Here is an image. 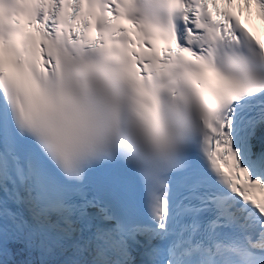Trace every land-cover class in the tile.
I'll list each match as a JSON object with an SVG mask.
<instances>
[{
  "label": "snow or ice",
  "instance_id": "1",
  "mask_svg": "<svg viewBox=\"0 0 264 264\" xmlns=\"http://www.w3.org/2000/svg\"><path fill=\"white\" fill-rule=\"evenodd\" d=\"M257 192L264 0H0V264H264Z\"/></svg>",
  "mask_w": 264,
  "mask_h": 264
},
{
  "label": "trees",
  "instance_id": "2",
  "mask_svg": "<svg viewBox=\"0 0 264 264\" xmlns=\"http://www.w3.org/2000/svg\"><path fill=\"white\" fill-rule=\"evenodd\" d=\"M15 252H17L18 251V254H21V255H25V256H27V252H25V251H23L22 249H23V245L22 244H12L11 246H10ZM17 258V257H16Z\"/></svg>",
  "mask_w": 264,
  "mask_h": 264
},
{
  "label": "rangeland",
  "instance_id": "3",
  "mask_svg": "<svg viewBox=\"0 0 264 264\" xmlns=\"http://www.w3.org/2000/svg\"><path fill=\"white\" fill-rule=\"evenodd\" d=\"M17 253H18V251H17ZM28 258V254H27V256H25V255H21V254H18L17 255V259L18 260H24V259H27Z\"/></svg>",
  "mask_w": 264,
  "mask_h": 264
}]
</instances>
